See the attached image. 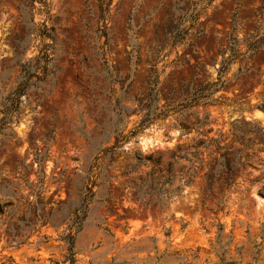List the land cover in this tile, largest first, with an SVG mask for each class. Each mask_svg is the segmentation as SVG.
Segmentation results:
<instances>
[{"label":"rangeland","instance_id":"obj_1","mask_svg":"<svg viewBox=\"0 0 264 264\" xmlns=\"http://www.w3.org/2000/svg\"><path fill=\"white\" fill-rule=\"evenodd\" d=\"M234 41L224 86L197 108L209 116L200 131L221 145L264 132V0H0V264H67L70 233L77 264H264V144L220 206L200 199L198 178L162 209L146 208L124 175L148 172L139 153L158 150L166 163V150L197 137L178 140L172 118L131 132L148 106L215 82ZM38 202L46 224L9 244L6 231Z\"/></svg>","mask_w":264,"mask_h":264},{"label":"trees","instance_id":"obj_2","mask_svg":"<svg viewBox=\"0 0 264 264\" xmlns=\"http://www.w3.org/2000/svg\"><path fill=\"white\" fill-rule=\"evenodd\" d=\"M254 48H257L259 42ZM235 41L230 45V57L223 59L219 71L218 78L215 82L200 85L197 88L190 90L187 96L179 101L166 102L161 108L155 106H148L145 109V113L139 122V126L136 130L131 132V135H136L139 131L148 127L153 121L160 119L166 120L172 118L171 126L178 130V140L187 138L191 131H195L197 137L189 140L186 139L183 142L177 143L172 149L166 150L168 154V161L164 163V157L157 150L153 154H148L145 157L138 154L139 163L149 162L150 166L144 165L149 168L148 172L144 176L137 173L140 165L130 166L125 170L124 175L127 178V185L132 192V196L135 201L140 203L141 206L152 209H162L167 203L173 199V197L181 196V190L185 187H189L195 184L196 180L200 179L199 184V197L203 201L205 198H210L218 206L223 203L225 194L232 190L239 184L240 180L244 176H250V172H246V167L252 166L251 160L254 156H257L261 150L253 149L254 146L261 143L264 144V132L260 130V135H253L254 130L241 131L239 136L235 135V141L229 145H221L218 139H207L205 134L200 131L205 126V121L208 119V115L204 114L202 118H199V112L197 108L205 107L212 104L213 94L222 88L225 84L223 75L227 70L229 64L232 62V56L236 53ZM155 59L151 61V73H154ZM153 68V69H152ZM150 78V76H149ZM156 78L153 81L149 79L148 88L149 96L155 97L156 91ZM16 101H19L24 90H16ZM15 91V92H16ZM195 118V122L192 118ZM234 129V127H233ZM235 130L240 131L237 127ZM202 137V138H199ZM129 137L115 138L112 146L105 150V153H113L118 147L120 142H125ZM203 150H207L208 153L204 154ZM206 157V158H205ZM257 179H250V185L256 184ZM216 193L220 196L219 200H216L213 194ZM94 192L92 188H87V194L80 201L77 207V213L81 214L77 218L75 223L72 222L69 230L74 229L77 233L82 225V222L87 216L89 206L92 203ZM32 202L27 201V205L30 206ZM12 202L5 203L6 207H12ZM13 208V207H12ZM4 214V210H0ZM43 206L41 202L36 203L33 210L24 212L23 218L17 219L15 224L11 225V228H17L19 231H13L8 229L9 232L8 243L14 247H20L25 244L26 240L36 232V225H44L47 219L43 217ZM7 213V212H5ZM14 216V214H10ZM27 220L25 221V218ZM12 218V217H10ZM18 236L24 237L22 241H17ZM48 238L42 237L38 244L44 243ZM64 242L67 244V255L64 258L63 263L77 264L75 259V253L73 252L74 234L71 233L63 237ZM221 264H233L225 263L221 260Z\"/></svg>","mask_w":264,"mask_h":264}]
</instances>
